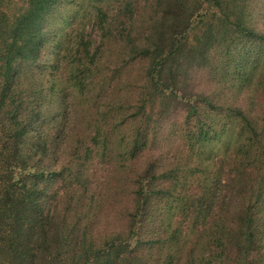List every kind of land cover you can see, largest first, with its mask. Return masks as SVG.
I'll return each mask as SVG.
<instances>
[{
  "label": "trees",
  "instance_id": "trees-1",
  "mask_svg": "<svg viewBox=\"0 0 264 264\" xmlns=\"http://www.w3.org/2000/svg\"><path fill=\"white\" fill-rule=\"evenodd\" d=\"M103 1L105 4L109 0H97L99 4ZM180 1H157L160 11L151 23V33L156 42L152 47L142 48V53L138 54V57L150 61V87L155 90L154 94L150 93V98L153 100L162 88L182 89V83L178 81L173 84L165 82V76L170 72L166 70L172 62L179 65V59L184 56L187 45L183 39L189 33L192 13L198 8H191L188 0ZM244 1L195 0L200 7L208 4L221 13L217 15L223 19L220 28L224 30V38H221L220 31H216L217 34L209 32L208 38H202V63L196 68L212 74L214 68L207 69L213 67L218 54H230L235 39L255 42L257 51L251 55L245 68L240 62L232 73L236 82L240 83L236 88L243 89L250 83L252 71L255 72L251 90L234 106H225L206 93L187 97L188 100L181 104L185 113L183 124L188 125L189 130L188 136L185 135L189 138L186 146L191 145V153L197 149L202 154L208 143L225 134L226 123H223V129L209 125L210 120L217 121L210 116L215 111H227L240 121L242 128L234 134L238 145L226 156L216 158L218 169L208 182H200L197 187L191 186L187 190L189 185L183 183L182 190L174 196L166 212L162 209L161 199L166 198L168 202V196L172 195L177 185L172 190L162 188V185L175 179L172 174L176 172L169 170L161 173L160 160L152 162L146 170L137 169L136 190L129 195L133 207L126 213L129 219L127 226L103 240L89 232V227L71 226L67 218L56 223L53 213L46 212V201L63 176V169L57 170L48 160L45 161L52 146L46 151L39 144L42 137L49 134L42 130L44 126L40 124L45 113L43 108L22 112L24 101L19 97L22 95L19 92L22 90L19 89L21 73L26 77L32 68H42L40 62L50 43L47 30L49 19L60 14L63 7L75 0H23L22 7L9 17L0 9L1 258L9 264H264V61L259 58L264 52V32L247 23ZM129 4L120 6L119 11L132 19L134 11ZM95 7L101 37L98 45L92 51L91 40L79 35L78 40L73 42L74 46L71 44L63 55L65 59L69 57L70 50L76 51L74 61L79 64L76 74L81 75L76 76L72 72L73 85H82L84 77L78 81L77 77L83 76L85 70L100 60L107 41H118L115 35L125 39L123 32H114V20L120 13L112 16L110 10ZM231 7L239 10V16L231 11ZM182 32V38L178 39ZM211 48L214 53L212 61L209 60ZM71 63L74 64L73 61ZM215 70L218 71L217 64ZM68 98L67 92L60 99V104L67 103ZM61 107L63 112L57 113L58 119L55 114L49 117L50 122L58 126L55 127L58 135L67 117V112H64L67 108ZM205 109L210 112H205ZM178 113L163 116L153 132L165 138L168 129L175 126ZM152 121L153 117L148 121L149 130L140 135L138 146L130 151L132 155L146 147L147 141L148 144L153 142L149 134ZM191 121H194L192 129ZM217 122L220 124L222 121ZM100 134L97 132L95 137ZM193 137H197L196 143H190ZM168 139H171L170 134ZM86 152V159H89L92 150L87 149ZM102 152L106 153V142ZM76 166L78 171L70 174L72 184L74 188L85 189L87 178L84 177L83 164L78 162ZM165 217L169 220L168 225L163 222ZM185 234H197V240L190 243ZM204 235L211 252L200 258L195 254L197 250L194 247L198 244V248H202Z\"/></svg>",
  "mask_w": 264,
  "mask_h": 264
},
{
  "label": "rangeland",
  "instance_id": "rangeland-1",
  "mask_svg": "<svg viewBox=\"0 0 264 264\" xmlns=\"http://www.w3.org/2000/svg\"><path fill=\"white\" fill-rule=\"evenodd\" d=\"M157 1L109 0L108 3L104 4L103 1L99 4L97 0H75L48 21L50 43L40 62L42 68H32L26 77L23 73L20 75L19 89L22 90L19 92H22V95L19 97L24 101L21 110L27 113L35 111L38 107L43 108L45 113L40 124L44 126L42 130L49 134L48 137L43 136L39 144L41 148L45 147L46 151L47 147L52 146L48 157L45 156V161L48 160L57 170L63 169V176L59 178L56 189L46 201V212L53 213L56 223L67 218L71 226L89 227V232H93L102 240L127 226L129 219L126 218V213L133 207L129 195L136 190L134 185L137 169L146 170L152 162L160 160L161 173L169 170L176 172L172 174L175 179L162 185V188L169 190L177 185L172 195L168 196L170 203L166 198L161 199L164 212L171 207L174 196L182 190L183 183L189 185L187 190L191 186L197 187L200 182H208L213 172L218 169L216 158L226 156L236 144L238 145L234 134L241 130L242 124L227 111L212 112L211 118L222 122L219 124L210 120L209 125L214 124L215 128L223 129L222 125L226 123L225 134L220 139L208 143L206 149L203 152L201 150L202 154L198 153L197 149L191 153V145L186 146L189 138L185 135L188 136L189 130L188 125L183 124L185 113L181 110V104L188 100L187 97L206 93L225 106H234L246 98L256 77V73L252 71L249 76L250 83L243 89L236 88L240 83L236 82L232 75L235 66H240L241 62L245 68L258 47L255 42L245 39H235L230 54H218L213 67L207 69L214 68L212 74L196 68L202 63V38H208L209 32L217 34L216 31H220L221 38H224V30L220 28L223 19L217 15L221 13L210 5L204 4L200 7L195 0H188L189 6L198 10L192 13L189 33L185 35L186 39H183L187 50L183 51L184 56L179 59V65L184 71L177 63L172 62L166 70L170 72L165 76V82L173 84L178 81L182 83V89L172 87V91V88H162V91L157 92L156 99H151L150 93L154 94L155 90L150 87V61L141 58L142 56L138 57V54L142 53V48L152 47L156 42L151 33V23L160 11ZM164 1L168 3L171 0ZM183 2L184 0L180 1ZM123 4L133 7L132 19H128V16L119 11ZM22 5L23 0H3L0 9L9 17ZM95 6L110 10L112 16L120 13L114 20V32H123L125 39L115 35L118 41H107L100 60L89 70H85L83 76L77 77V81L84 77L82 85H73V73L76 76L81 75L76 74L79 67L78 62L74 61L76 51L70 50L69 57L65 59L63 55L67 53L66 49L71 48V44L74 46L73 42L78 40L79 35L91 40L92 51L98 45L101 37L95 19ZM244 6L245 19L249 26L264 32V0H245ZM231 11L239 16V10L231 7ZM182 36L183 32L179 34L178 39ZM209 56L212 61L213 48L209 50ZM259 58L261 62L264 61V52ZM57 59L59 62H56ZM216 64L218 71L215 70ZM244 72L245 69L242 74ZM39 92L42 93L37 94ZM67 92V103L60 104V99L66 96ZM61 106L67 108V111H64L67 112V117L58 135L55 130L58 126L50 122L49 117L55 114L58 119L57 113L63 112ZM176 112H179L177 122L168 129L165 138L156 135L153 131L162 117L174 115ZM205 112L210 111L205 109ZM152 117L149 134L155 144L150 141L148 144L147 141L146 147L132 155L130 151L138 146L140 135L149 130L148 121ZM193 127L194 121H191L190 128ZM193 130L198 135L196 128ZM97 132L101 134L95 137ZM168 134L171 136L170 140ZM196 141L197 137H193L190 143ZM104 142L105 154L102 152ZM157 143L160 145H156ZM87 149L92 150L89 159H86ZM78 162L83 164L84 177L87 178L86 190L74 188L72 184L70 174L78 171ZM179 212L177 208V213ZM166 218L163 222L168 225L169 220ZM72 229L74 230L73 227ZM206 237L204 235L201 240L202 248H198V244L194 247L197 250L195 254L200 258L211 252ZM185 238L191 243L197 240V234H185ZM0 264H9V261L0 257Z\"/></svg>",
  "mask_w": 264,
  "mask_h": 264
}]
</instances>
